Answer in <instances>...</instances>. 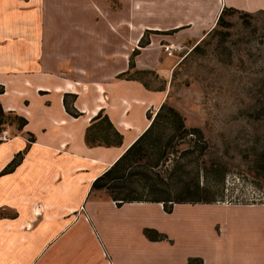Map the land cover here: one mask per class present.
Listing matches in <instances>:
<instances>
[{"label": "crops", "instance_id": "0c3cea01", "mask_svg": "<svg viewBox=\"0 0 264 264\" xmlns=\"http://www.w3.org/2000/svg\"><path fill=\"white\" fill-rule=\"evenodd\" d=\"M1 1L0 106L18 111L27 123L18 134L0 138V169L26 148L9 173L20 180L4 182L9 174L0 176L5 227L0 236L10 234L23 217L15 230L33 231L32 241L20 246L25 256L31 254L28 264L44 248L38 264H190L189 258L201 259L200 264H264V203H177L166 212L159 202L117 206L109 196L90 191L94 178L146 128V112L154 113L165 99L164 88L117 77L127 70H150L167 78L174 67L161 39L150 37L129 68L128 54L142 31L183 24L198 30L223 7L254 11L264 8V0H248V7L234 0ZM65 93L76 94L71 107L80 112L77 117L66 112ZM100 110L122 134L119 146L85 142L86 127ZM211 208L240 214L195 212ZM40 217L42 229L36 232ZM144 228L166 238L151 240ZM37 234L44 237L38 252L33 251ZM2 253L9 254L3 248Z\"/></svg>", "mask_w": 264, "mask_h": 264}, {"label": "rangeland", "instance_id": "374dc122", "mask_svg": "<svg viewBox=\"0 0 264 264\" xmlns=\"http://www.w3.org/2000/svg\"><path fill=\"white\" fill-rule=\"evenodd\" d=\"M13 1L2 0L1 2L11 5ZM234 1L238 6H249L248 0ZM238 8L241 10L240 7ZM241 11L249 13L250 16L243 17L238 12L226 10L219 24H216V20L221 11L218 14L212 13L207 22L202 25L204 28L198 30L190 27L189 24H183L176 29L142 31L140 42H146L150 37L160 38V47L167 56L173 57L175 65L169 70L167 78H160L150 70L124 73L120 77L129 79L135 76L149 87L164 88L166 94L163 101L181 112L185 117L186 125L200 127L208 141L211 156H220L226 162L225 182L227 187L233 188V195H238L242 202L261 200L264 203V189L252 184V181H257V178L245 162L247 152L252 149L251 145L259 144L260 140L264 139L262 127L247 115V111L252 110L261 100H264V8ZM246 19L249 20V24L245 23ZM165 44L174 45L171 55H168L164 49ZM194 45L197 46L191 50ZM132 47L128 54L129 59L133 50L140 47L139 41L134 42ZM68 95L69 93L66 97L70 101L71 98ZM11 96L8 97L11 99ZM104 97H106L105 94ZM21 117L27 123V118L18 111H3L0 138H10L18 134V131L22 130L26 124L20 125ZM27 138L31 140V135H27ZM25 150L26 148L24 151L14 153L9 161L15 157L16 164L11 172L5 174L15 171L23 160ZM9 161L1 167L0 171ZM4 178V182L20 180L19 174H9ZM40 178V175L36 176L35 180ZM94 193L108 196L106 190H94ZM1 196L0 191V199ZM195 212L204 216L209 214V217H237L240 214L238 210L226 208L202 209ZM21 219L23 217H19L17 222L13 223L14 227L10 234L0 236V255L4 253L2 248L9 252L3 255L5 260L0 256L3 262L0 264H28L30 260L31 254L25 256L20 246L24 247L32 241L33 231L17 232L15 229L18 222L22 221ZM41 219L43 218L35 220L36 232L42 229L43 220ZM70 222L72 221L69 218ZM55 225L50 226L51 231L56 230ZM2 229L0 224V230ZM43 241L44 237H39L37 234L33 251H40ZM58 244H61V241ZM44 253L45 248L37 253L31 264L42 263Z\"/></svg>", "mask_w": 264, "mask_h": 264}, {"label": "trees", "instance_id": "16d2710c", "mask_svg": "<svg viewBox=\"0 0 264 264\" xmlns=\"http://www.w3.org/2000/svg\"><path fill=\"white\" fill-rule=\"evenodd\" d=\"M226 10L238 12L243 17L250 16L234 7H224L216 24H219ZM245 23L249 24V20L246 19ZM146 43L139 41V46ZM137 52V49L133 50L129 59L130 69L134 67L133 57ZM139 72L134 70L130 73ZM129 79L138 78L131 76ZM67 94L62 99L64 108L67 113L77 117L80 112L71 107L75 94L69 93L70 101ZM247 115L264 130V100L247 111ZM2 117L0 106V125ZM146 118L149 120L146 128L109 167L94 178L90 191L106 190L117 206L126 202H159L166 212H171L177 203H263L261 200L242 202L238 195H233V188L227 187L225 182L226 162L220 156H211L202 129L186 125L185 117L178 109L162 101L154 113L146 112ZM20 120V125L26 123L24 118ZM260 141L259 144L251 145L252 149L247 152L245 162L257 178L252 184L264 189V139ZM85 142L89 145H119L122 135L100 110L86 127ZM15 164L13 157L0 171V175L11 172ZM143 233L151 240L166 238L165 234L153 228H144ZM188 262L200 264L202 261L189 258Z\"/></svg>", "mask_w": 264, "mask_h": 264}, {"label": "built area", "instance_id": "2783aa9c", "mask_svg": "<svg viewBox=\"0 0 264 264\" xmlns=\"http://www.w3.org/2000/svg\"><path fill=\"white\" fill-rule=\"evenodd\" d=\"M173 48H174V45H172V44H165L164 45V49L166 50L168 55L172 54Z\"/></svg>", "mask_w": 264, "mask_h": 264}]
</instances>
